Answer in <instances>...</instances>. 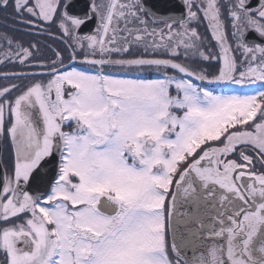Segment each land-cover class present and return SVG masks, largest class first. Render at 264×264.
<instances>
[{
	"label": "snow or ice",
	"instance_id": "1",
	"mask_svg": "<svg viewBox=\"0 0 264 264\" xmlns=\"http://www.w3.org/2000/svg\"><path fill=\"white\" fill-rule=\"evenodd\" d=\"M0 13L68 52L0 34V264H264V0Z\"/></svg>",
	"mask_w": 264,
	"mask_h": 264
},
{
	"label": "flooded vegetation",
	"instance_id": "2",
	"mask_svg": "<svg viewBox=\"0 0 264 264\" xmlns=\"http://www.w3.org/2000/svg\"><path fill=\"white\" fill-rule=\"evenodd\" d=\"M87 31V30H85ZM203 31V29H202ZM51 35L48 34V30L39 32L36 29L27 31L22 25L17 23L9 14L0 13V34H6L8 38L12 39L14 42H20L25 47H29L31 44H36L37 49H33L36 57L42 60L54 59L53 49L60 51L66 58L68 52L66 50V45L63 42L61 34L56 31L55 28L51 29ZM214 43V42H213ZM14 46V45H13ZM7 48V41L0 39V50ZM212 70V68H210ZM19 71H32V69L25 68L19 63H0V73L4 72H19ZM9 82L20 83L18 80H5L0 76V86H3ZM27 83V81H24Z\"/></svg>",
	"mask_w": 264,
	"mask_h": 264
}]
</instances>
